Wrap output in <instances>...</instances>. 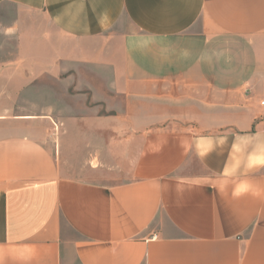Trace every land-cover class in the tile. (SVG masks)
<instances>
[{
    "label": "crops",
    "instance_id": "crops-1",
    "mask_svg": "<svg viewBox=\"0 0 264 264\" xmlns=\"http://www.w3.org/2000/svg\"><path fill=\"white\" fill-rule=\"evenodd\" d=\"M263 99L264 0H0V264H264Z\"/></svg>",
    "mask_w": 264,
    "mask_h": 264
},
{
    "label": "rangeland",
    "instance_id": "rangeland-1",
    "mask_svg": "<svg viewBox=\"0 0 264 264\" xmlns=\"http://www.w3.org/2000/svg\"><path fill=\"white\" fill-rule=\"evenodd\" d=\"M235 41L230 40V39H220L219 41H216V44L213 45L214 47L217 48V50L221 54V59L225 60L227 59L226 57V50H227V44L228 43H233ZM225 52V53H224ZM82 72H85L84 68H81ZM67 74H69V71H64L61 73V78L64 80L67 78ZM68 80V79H66ZM74 82H69V81H62L61 87L60 86H52L51 83L46 82V87H47V99L46 102L47 104H51L53 106H57L56 109H58L61 113L62 116H69V117H74V116H87L88 113L86 111L79 113L78 108H82L86 105H94L99 102H95L94 100L91 99V97L87 98L86 95H77V91L75 90V86H73ZM53 90L57 92V97L54 99L53 98ZM84 93V91H83ZM63 111V112H61ZM74 111V112H73ZM91 114H95L94 112H91ZM98 114H103V111L100 110ZM56 132V131H54Z\"/></svg>",
    "mask_w": 264,
    "mask_h": 264
},
{
    "label": "built area",
    "instance_id": "built-area-1",
    "mask_svg": "<svg viewBox=\"0 0 264 264\" xmlns=\"http://www.w3.org/2000/svg\"><path fill=\"white\" fill-rule=\"evenodd\" d=\"M261 105H264V99L260 101Z\"/></svg>",
    "mask_w": 264,
    "mask_h": 264
}]
</instances>
